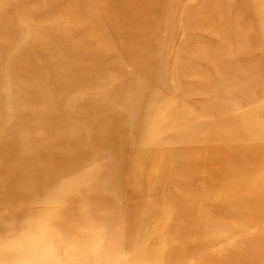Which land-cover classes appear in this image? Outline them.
<instances>
[{"label":"rangeland","instance_id":"rangeland-1","mask_svg":"<svg viewBox=\"0 0 264 264\" xmlns=\"http://www.w3.org/2000/svg\"><path fill=\"white\" fill-rule=\"evenodd\" d=\"M0 264H264V0H0Z\"/></svg>","mask_w":264,"mask_h":264}]
</instances>
